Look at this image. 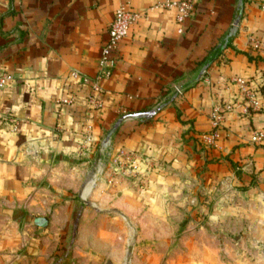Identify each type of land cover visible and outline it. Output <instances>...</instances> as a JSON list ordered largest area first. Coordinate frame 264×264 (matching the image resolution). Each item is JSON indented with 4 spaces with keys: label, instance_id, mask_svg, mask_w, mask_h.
<instances>
[{
    "label": "crops",
    "instance_id": "1",
    "mask_svg": "<svg viewBox=\"0 0 264 264\" xmlns=\"http://www.w3.org/2000/svg\"><path fill=\"white\" fill-rule=\"evenodd\" d=\"M164 1L0 0V70L14 77L0 110L21 122L18 132L0 125V264H56L75 229L79 249H99L105 264H264V143L251 140L264 108L247 110L233 83L264 91V50L251 45L264 43V0H197L183 24L175 11L152 10ZM121 6L143 18L119 45L96 109L91 87L70 75L97 77ZM67 97L74 102L59 103ZM226 104L234 108L210 145L211 114ZM160 107L110 138L116 152L150 162L145 188L118 205L138 236L129 257V244L111 240V195L100 192L103 210L80 205L96 195V145L121 113Z\"/></svg>",
    "mask_w": 264,
    "mask_h": 264
},
{
    "label": "built area",
    "instance_id": "2",
    "mask_svg": "<svg viewBox=\"0 0 264 264\" xmlns=\"http://www.w3.org/2000/svg\"><path fill=\"white\" fill-rule=\"evenodd\" d=\"M196 7L197 0H167L156 4L152 7V10L175 11L176 20L183 24L194 16ZM142 18L143 15L141 13L135 12L126 6L119 7L115 11L114 19L110 25L108 39L101 49L97 77L92 79L77 72L71 73L70 78L73 81H80L83 85L91 87L92 95L89 97V101L95 108H101L103 105V100L100 98L101 94L104 93L102 82L110 79L116 69L119 60V56L117 55L119 45L128 37L131 30ZM182 33L183 30H180V34ZM251 45L255 50H264V43L259 40H253ZM13 81V75L0 70V89L10 87ZM233 83L239 87L240 97L243 99L244 106L247 110L260 111L264 108V91L261 93L256 91L245 79H235ZM73 102L74 97L59 100V103L63 105H70ZM233 108V104H226L213 110L211 114L212 128L211 132L205 136V142L215 145L216 140L219 139L225 116ZM0 125L10 128L13 132H18L21 127V122L11 115L4 114L0 110ZM251 140L253 143H264V130L257 132ZM91 142L92 135L88 128L85 134V143ZM122 157L125 161L127 160L126 162H133L134 169L137 168V158H134L132 153L122 152Z\"/></svg>",
    "mask_w": 264,
    "mask_h": 264
},
{
    "label": "rangeland",
    "instance_id": "3",
    "mask_svg": "<svg viewBox=\"0 0 264 264\" xmlns=\"http://www.w3.org/2000/svg\"><path fill=\"white\" fill-rule=\"evenodd\" d=\"M128 114L130 113L126 111H123V113H121L122 116ZM96 149L98 151V154L95 156L96 165L92 175H95L97 178L95 184H93L91 187V192H95L96 195L93 198H89V201L85 204H82L80 202V206L81 208H89L93 212L100 209H106L109 202L103 200V197L100 196V192L105 190L107 194L111 195V210L109 211L111 212L112 221H114L112 222L111 240L112 242L124 241L129 244L128 256L131 257L135 252L134 244L138 236L136 233V229L133 227V223L130 221L127 222V220L122 217V208L118 205L124 200V192L130 193V195L139 194L138 192H140L146 184L145 180L147 174H149V168L147 166H150V162L145 159L143 160L137 154L132 153L134 155V158H137V168L134 169V166L132 164L133 162H126L127 160L125 161L122 157V152L128 151L119 150L116 152L111 144V140L108 139V137H104V139L100 143H98V145H96ZM86 188L87 185H85V187L81 189L79 193L75 194L77 200L79 199V196H84V190ZM125 203L129 204L128 202ZM80 213L76 212L75 215H78ZM95 215L96 217L93 219L95 229L102 232L106 228V225H102V221L99 220L98 214ZM122 223L124 224V226H126V228L120 230L119 226ZM116 228L118 230H116ZM75 234L76 229L74 230V232H71L68 242L61 244V247L58 249L59 254L57 255L56 264H105L103 263V258L99 256V254H102L99 249H93L90 251L83 250L82 248L79 249L76 243L77 235ZM91 236L92 240L96 243L102 244L104 241V238H99L98 234ZM89 252L91 253V255H89Z\"/></svg>",
    "mask_w": 264,
    "mask_h": 264
},
{
    "label": "water",
    "instance_id": "4",
    "mask_svg": "<svg viewBox=\"0 0 264 264\" xmlns=\"http://www.w3.org/2000/svg\"><path fill=\"white\" fill-rule=\"evenodd\" d=\"M240 7L243 8V0H240ZM241 13H242V10H241ZM240 21H241V16L236 20V24H235L236 27H238V25L240 24ZM160 111H161V107L160 108L151 109L150 111H146V112L132 113V114H128L126 116H123L121 119H119V121L115 125L114 129L111 131L108 139L111 138V136L113 135V133L119 128L120 124L125 119H129L130 118V119H145V120H151Z\"/></svg>",
    "mask_w": 264,
    "mask_h": 264
},
{
    "label": "trees",
    "instance_id": "5",
    "mask_svg": "<svg viewBox=\"0 0 264 264\" xmlns=\"http://www.w3.org/2000/svg\"><path fill=\"white\" fill-rule=\"evenodd\" d=\"M263 91V90H262ZM126 116V115H125ZM123 117V116H122Z\"/></svg>",
    "mask_w": 264,
    "mask_h": 264
}]
</instances>
